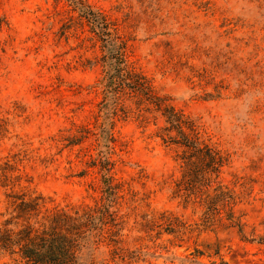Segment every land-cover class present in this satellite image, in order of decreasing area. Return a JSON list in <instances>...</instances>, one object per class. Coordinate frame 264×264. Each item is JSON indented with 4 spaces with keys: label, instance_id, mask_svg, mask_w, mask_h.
<instances>
[{
    "label": "rangeland",
    "instance_id": "374dc122",
    "mask_svg": "<svg viewBox=\"0 0 264 264\" xmlns=\"http://www.w3.org/2000/svg\"><path fill=\"white\" fill-rule=\"evenodd\" d=\"M87 1L130 38L133 66L227 157L206 194L179 191L182 147L164 140L160 112L127 101L109 156L129 264H264V0ZM101 56L67 0H0V165L11 181H0V223L12 187L68 208L104 201ZM218 186L235 197L243 233L230 207L212 213Z\"/></svg>",
    "mask_w": 264,
    "mask_h": 264
},
{
    "label": "trees",
    "instance_id": "16d2710c",
    "mask_svg": "<svg viewBox=\"0 0 264 264\" xmlns=\"http://www.w3.org/2000/svg\"><path fill=\"white\" fill-rule=\"evenodd\" d=\"M89 25L101 43L103 99L99 103L100 139L102 150L98 165L102 173L103 199L96 205L63 207L51 204L41 193L17 191L7 193V218L0 223V258L21 264H110L130 258L121 245L124 221L115 209L121 183L111 174L113 161L109 154L116 141L117 121L130 113L127 101L133 100L140 110H156L166 120L162 128L165 141L182 147L185 165L179 191L202 196L213 186L227 157L220 149L206 142L196 121L178 111L165 96L160 95L150 79L133 66L129 58V40L117 21L95 9L87 0H67ZM96 164V163H94ZM7 169L0 165V181L10 184ZM212 199V213L221 205L230 207L229 220L244 232V224L233 210L235 197L218 186Z\"/></svg>",
    "mask_w": 264,
    "mask_h": 264
}]
</instances>
